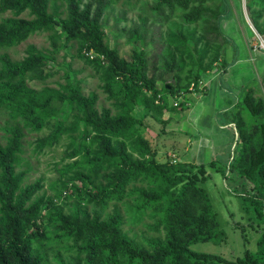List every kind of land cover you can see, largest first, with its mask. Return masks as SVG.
Listing matches in <instances>:
<instances>
[{"label":"trees","instance_id":"16d2710c","mask_svg":"<svg viewBox=\"0 0 264 264\" xmlns=\"http://www.w3.org/2000/svg\"><path fill=\"white\" fill-rule=\"evenodd\" d=\"M60 1L68 5L69 17L57 21L49 12L51 0H0V11L12 10L17 15L29 11L33 17L30 21L6 19L0 23V50L18 46L39 32H53L52 36L59 40L66 36L69 41H81L86 58L90 59V53L95 54L92 62L103 70L105 90L118 101L122 111L115 118L99 115L95 98H86L80 87L74 85L66 88L67 93L65 88L62 92L34 90L28 86L27 76L41 58L14 63L8 55L0 57V115L8 118L2 129L5 144H0V264H51L49 256L41 253L40 248L33 249L34 244L43 241L57 245V249L60 246L63 255L77 251L75 264H222L219 261L264 264V232L257 250L247 249L235 263L194 251L193 247L200 243L221 244L226 239L210 196L199 186L197 173L204 174V168L196 163L156 161V153L141 134L140 121L134 116L136 107L147 102L148 92L152 93V102L167 105L172 89L155 87L144 52L135 54L131 62L119 61L116 51L103 44L104 34L97 20L92 19V10L82 9L80 0ZM206 1L188 0L184 13H189L191 4ZM225 1L222 0L217 9L218 14L212 16L211 32L216 36L222 35L220 21L225 15ZM157 3L171 11L182 6L176 0H157ZM193 9L197 18L203 15L210 18L207 11ZM185 16L190 17L187 19L190 23L198 21L195 16ZM182 37L181 34L174 39L175 47H179L176 46L178 42L189 47ZM69 107L79 116L74 123L65 126L67 121L59 118ZM164 107L156 108L161 113ZM263 111L264 102L255 103L247 94L243 112L246 117L242 120L236 114L232 118L233 123L240 125L243 145L226 178L235 183L243 181V189L234 187V191L243 194L247 204H252L250 200L254 204L264 202V121L253 120ZM45 128H49V134L37 139L41 152L59 144L64 135H69L72 143L74 134H84L82 140L89 142L86 149L80 144L76 150H72V143L66 154L74 158L86 151L84 157L88 161L75 164L80 171L71 182L83 184L81 189L74 188V191L84 194L85 203L99 211L89 212L84 208L82 221L78 217L63 216L57 204L63 197L62 192L55 189L54 197L46 193L37 196L41 185L25 183L31 170L24 158L26 133H40ZM213 165H216L214 161ZM24 167L27 170L21 171ZM235 172L238 173L236 177ZM129 186H132L130 190ZM126 199L125 209L130 221L138 225L149 217L154 221L150 230L160 237L146 243L131 238L122 229L125 217L117 204L114 205L115 214L102 219L105 207ZM82 201L80 199L79 203ZM46 210L48 215L44 214ZM259 211L255 207L257 215L263 216V208ZM65 236L74 237L70 250L62 247Z\"/></svg>","mask_w":264,"mask_h":264},{"label":"rangeland","instance_id":"374dc122","mask_svg":"<svg viewBox=\"0 0 264 264\" xmlns=\"http://www.w3.org/2000/svg\"><path fill=\"white\" fill-rule=\"evenodd\" d=\"M80 1L82 9L92 10V19L97 20L104 34L103 44L116 51L119 61L131 62L135 54L144 52L155 87L161 89L167 83H173L167 105L152 102V93L148 92L147 102L136 107L134 116L140 121L141 134L156 153V161L171 164L184 161L204 168L205 175L196 170L199 186L210 196L226 239L221 244L200 243L193 247L194 251L228 263H235L247 249L256 251L264 232V215L259 217L255 207L260 211L263 208L264 212V202L254 204L250 200L252 204H247L243 194L234 191V187L243 189V181L242 184L235 183L226 176H230L231 163L238 158L243 145L240 125L232 122L233 115H240L242 120L246 117L243 112L247 94L255 103L264 102V0H226L225 15L220 21L222 35L217 36L211 32L212 16L218 14L222 0L191 4L189 13H184L188 0H176L182 6L172 11L161 8L157 0ZM193 7L207 11L210 18L204 15L197 18ZM68 9V5L64 6L60 0H51L49 12L57 21L69 17ZM185 15L195 16L198 21L190 23L187 21L190 17ZM6 19L30 21L33 17L29 11L19 15L12 10L0 11V23ZM52 34L36 33L18 46L1 49L0 57L8 55L14 63L41 58V62L28 73L30 88L60 92L65 88L67 93L66 88L74 85L80 87L86 98H95L99 115L119 116L122 110L118 101L105 90L103 70L92 62L95 54L90 53V59L86 58L81 41H69L66 36L59 40ZM181 34L189 47L179 42L176 45L179 47H175L174 39ZM59 35L57 31V37ZM158 106H165L161 113L156 108ZM64 111L59 119L66 120L65 126H69L79 114L72 107ZM7 120L6 116L0 115V144H5L2 129ZM253 120L264 121V111ZM49 132V128H45L40 133H26L24 158L31 170L25 183L41 185L37 196L46 193L48 197H54L57 194L55 189L62 192L63 197L57 200V204L62 208L63 216L78 217L82 221L84 208L89 212L99 211L85 203L87 198L84 194L74 191V188L81 189L83 184L78 181L73 185L71 182L80 171L75 164L88 161L84 157L86 151L74 158L66 154L72 143V150H76L80 144L86 149L89 142L82 140L84 134H74L72 143L70 136L64 135L59 144L41 152L37 148V139ZM135 157L138 158L137 155ZM150 158L154 159L153 156ZM72 167L74 169L70 170ZM24 170L27 167L21 171ZM131 188L128 187L129 190ZM80 199L83 200L81 203ZM127 201H115L103 211L101 209L102 219L113 216L114 205L117 204L125 217L122 229L131 238L146 243L160 237L159 233L150 230L154 221L149 217L138 225L130 221L125 209ZM44 214L48 215L49 211ZM51 244L43 241L34 244L33 249L40 248L41 253L49 256L51 264H75L77 251L71 250L63 255L60 246L57 249V245ZM61 244L70 250L74 237L65 238Z\"/></svg>","mask_w":264,"mask_h":264},{"label":"water","instance_id":"95a60500","mask_svg":"<svg viewBox=\"0 0 264 264\" xmlns=\"http://www.w3.org/2000/svg\"><path fill=\"white\" fill-rule=\"evenodd\" d=\"M172 85H173V83H167V84H166V87H167L168 89H171Z\"/></svg>","mask_w":264,"mask_h":264},{"label":"crops","instance_id":"0c3cea01","mask_svg":"<svg viewBox=\"0 0 264 264\" xmlns=\"http://www.w3.org/2000/svg\"><path fill=\"white\" fill-rule=\"evenodd\" d=\"M184 162V161H183ZM193 162H195V161H193Z\"/></svg>","mask_w":264,"mask_h":264}]
</instances>
